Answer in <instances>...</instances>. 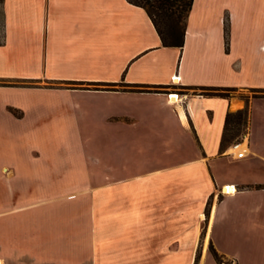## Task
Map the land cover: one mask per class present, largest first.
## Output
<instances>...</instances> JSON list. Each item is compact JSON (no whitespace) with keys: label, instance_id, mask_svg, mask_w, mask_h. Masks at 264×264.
I'll return each instance as SVG.
<instances>
[{"label":"crops","instance_id":"1","mask_svg":"<svg viewBox=\"0 0 264 264\" xmlns=\"http://www.w3.org/2000/svg\"><path fill=\"white\" fill-rule=\"evenodd\" d=\"M200 86L264 92V0H191L180 46L131 0H0V264H218L230 220L264 264V95Z\"/></svg>","mask_w":264,"mask_h":264},{"label":"trees","instance_id":"2","mask_svg":"<svg viewBox=\"0 0 264 264\" xmlns=\"http://www.w3.org/2000/svg\"><path fill=\"white\" fill-rule=\"evenodd\" d=\"M136 4L141 5L144 7L148 15L150 16L158 34L160 37L161 44L164 45H181L182 43V36L184 32L185 27V18L188 13V10L190 9L191 0H131ZM152 7H155L158 10H155L157 12V15H161L164 17L163 25L164 27H161L157 20L154 17V13L152 11ZM182 19L181 26L178 27L177 23L178 21ZM226 23L224 22V39H225V45L227 43L226 40ZM203 88V91H201L203 94H216L220 96H228L229 93L234 89L232 86H200ZM253 92L251 93L252 96H258V95H264V92H257L254 91L256 89H251ZM257 90H263V89H257ZM247 100V98L245 99ZM230 113H226L224 118V124L223 129L221 133L220 138V144L224 145L228 143V141L231 140L233 135H228L227 129H228V115ZM233 125L232 128L236 131H245L246 125H247V104L235 111L234 119L232 120ZM208 250L214 260L218 264H229V260H226L225 262L222 260V255L219 254L214 247L209 243ZM198 258V250L196 249L194 254V259L192 264H196ZM236 264V263H232Z\"/></svg>","mask_w":264,"mask_h":264},{"label":"rangeland","instance_id":"3","mask_svg":"<svg viewBox=\"0 0 264 264\" xmlns=\"http://www.w3.org/2000/svg\"><path fill=\"white\" fill-rule=\"evenodd\" d=\"M156 9L155 7H152V11L154 13V17L157 20V22L159 23V25L161 27H164L165 25H163V21L165 20L164 17H162L161 15H157V12H155ZM182 19H180L177 23L178 27L181 26L182 24ZM198 90H202L201 88H198ZM239 91H241V94L243 95V99H246V96L251 95V93L253 92V90L250 89H235L232 90L231 93H239ZM255 91V90H254ZM234 114L235 112H231L228 115V135H233L231 140L228 141V143L225 144V146L228 148V146L230 145V143L236 139H240L245 141L244 138V133L245 131H243V133H241V131H236L232 128L233 122L232 120L234 119ZM84 130V129H83ZM91 134H92V139L87 140L85 142L86 144V148L88 150H93L94 149V145H95V139H94V132L91 130ZM243 141V142H244ZM224 190V188H223ZM185 202H183V210L186 214L191 215V212L194 210L193 208H195L196 204L192 203L191 199L188 198V200H184ZM202 209L204 207H201ZM192 217V216H191ZM202 218L200 217V220ZM200 224H202V221L200 222ZM235 225V222L230 220L226 222V227L224 229L223 232L217 234L216 232L214 233V238H212V243L214 245V247L216 249H251L252 246L250 244H248L249 238H246V236L244 234H242L239 231H236L235 228L233 227ZM264 236V235H263ZM257 237L254 241L253 245V249H264V237ZM201 237H199L196 241V249L198 250L200 247V243H201ZM254 240V239H251ZM121 246L123 249H126V241L125 238L123 240H121ZM215 243V244H214ZM222 260L225 262L227 259L226 257H222ZM233 260H229V264H232Z\"/></svg>","mask_w":264,"mask_h":264},{"label":"built area","instance_id":"4","mask_svg":"<svg viewBox=\"0 0 264 264\" xmlns=\"http://www.w3.org/2000/svg\"><path fill=\"white\" fill-rule=\"evenodd\" d=\"M177 79H178L177 75H173L172 76V81L173 82H176ZM170 94H175V93H168L169 96H170ZM175 96H176V94H175ZM241 141L242 140H240V139H236V140L232 141L230 143V145L228 146L229 147V152L232 153L235 156H243L244 154H247L248 153V150L246 149V146L245 145L244 146L240 145L241 144ZM231 186H233V185H231ZM220 191L221 192H230V191H233V190H227V189L223 190L221 188Z\"/></svg>","mask_w":264,"mask_h":264},{"label":"bare ground","instance_id":"5","mask_svg":"<svg viewBox=\"0 0 264 264\" xmlns=\"http://www.w3.org/2000/svg\"><path fill=\"white\" fill-rule=\"evenodd\" d=\"M170 95L172 96V94H170ZM173 96H175V94H174ZM243 141H244V139L241 141V144H240V145H242V146H244V145H243ZM244 155H245V154H244ZM244 155H243V156H244ZM225 189H227V190H234V188H233L232 186H225V187H224V190H225ZM200 217H201V218L203 217V214H202V213L200 214Z\"/></svg>","mask_w":264,"mask_h":264}]
</instances>
